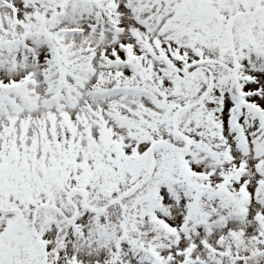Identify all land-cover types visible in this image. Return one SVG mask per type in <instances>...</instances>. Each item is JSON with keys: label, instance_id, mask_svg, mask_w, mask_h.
<instances>
[{"label": "snow or ice", "instance_id": "obj_1", "mask_svg": "<svg viewBox=\"0 0 264 264\" xmlns=\"http://www.w3.org/2000/svg\"><path fill=\"white\" fill-rule=\"evenodd\" d=\"M0 264H264V0H0Z\"/></svg>", "mask_w": 264, "mask_h": 264}]
</instances>
